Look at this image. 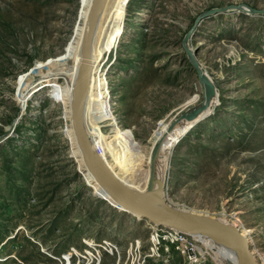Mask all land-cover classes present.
I'll return each instance as SVG.
<instances>
[{"label":"rangeland","instance_id":"rangeland-1","mask_svg":"<svg viewBox=\"0 0 264 264\" xmlns=\"http://www.w3.org/2000/svg\"><path fill=\"white\" fill-rule=\"evenodd\" d=\"M88 2L0 0V264H180L177 252H152L157 226L97 185L76 141L71 88ZM230 5L264 9V0H116L121 29L95 65L86 124L94 115L97 150L140 190L159 122L179 118L195 95L193 107L204 100L185 36L203 13ZM187 47L220 102L172 150L162 192L176 208L250 231L264 264V16L215 13ZM197 239L206 264H224Z\"/></svg>","mask_w":264,"mask_h":264},{"label":"water","instance_id":"water-1","mask_svg":"<svg viewBox=\"0 0 264 264\" xmlns=\"http://www.w3.org/2000/svg\"><path fill=\"white\" fill-rule=\"evenodd\" d=\"M108 0H94L90 9L82 41V63L79 68L77 82L74 87V98L71 103L72 124L75 129L78 146L82 152L85 165L102 189L128 214L138 215L141 220L155 224L157 227L173 228L191 235H200L221 243L231 244L238 253V264H256L250 248V240L240 228L222 222L209 215L191 212L172 206L164 193L155 189L156 162L162 153L165 137L161 139L152 154L151 177L147 191L133 189L116 177L104 160L98 155L84 128V111L91 76L92 39L99 14ZM235 11L251 16H264V9H256L245 5H230L224 8L211 9L198 17L195 26L185 36L183 46L204 91V100L187 112L183 113L170 127L173 132L180 121L193 122L198 116L209 109L208 100L217 94L216 87L203 71L194 53L187 47L196 27L208 16L215 13Z\"/></svg>","mask_w":264,"mask_h":264},{"label":"bare ground","instance_id":"bare-ground-1","mask_svg":"<svg viewBox=\"0 0 264 264\" xmlns=\"http://www.w3.org/2000/svg\"><path fill=\"white\" fill-rule=\"evenodd\" d=\"M93 1L94 0H89V2H88L90 8L92 7ZM115 9H116V0H108L104 10L102 11L101 16L99 14L97 22H96V26H95V30H94V34H93V39H92L91 76H90V82H89V89L91 88V100L92 101H97L96 96H94V94H93V91H94V84L93 83L95 82V79H94L95 76L93 75V73H94L95 65H97L98 63L101 62V59L104 55L103 52L106 49L110 50L112 47L114 48L115 43L113 40L116 37L117 32L120 31V29H121L120 24H121V20H122L123 16L122 17L119 16V17L115 18L114 21L112 20L113 12ZM104 13H105V18L103 20L102 15ZM123 30H124V28H123ZM81 63H82V57H81ZM81 63H80V65H81ZM96 71L101 72V71H103V69L101 70V68L97 67ZM100 76L102 77L100 80L107 79V77H105L104 74H102V73H100ZM77 78H78V74H77ZM77 78H76V82H77ZM74 87L71 88L72 100L74 98ZM89 89H88V92H89ZM97 89H98V87H97ZM87 97H88V95H87ZM94 98H95V100H94ZM72 100H71V103H72ZM198 101H199V96L195 95V96L191 97L182 106V108L185 109V107H189V106H192V108H193V106L195 104H197ZM219 102H220V98H219L218 93L215 96L210 97L208 100V106H211V108L208 111L202 112L198 116V119L200 118L201 115L206 116V115L210 114L213 111V108L216 107L219 104ZM86 104H87V99H86L85 111H84V128L86 130L88 137L90 138V140L93 144V148H94L95 152L98 155H100V157L104 160V162L107 164V166L112 170V172L116 175V177H118V179L120 181H122L127 186H129L133 189H136L138 191H142V192L147 191V190H140L136 186L129 184L128 182L124 181L116 173V171L108 164V162L105 160V157H102V155L99 153L96 146L94 145L93 140H95V138L98 140H101V134H100L99 128L97 127V122H96V118L94 115L91 117L89 116V122L87 121V124H86V116H85ZM172 119H173V117H172ZM177 119L175 121L174 120L172 121L170 119L168 121L159 122V129L156 133V138L154 140L153 151L156 148V146L158 145V143L161 141V139L163 137H165L164 138L165 142H164V145L162 148V153L158 157L157 162H156V174H155V178H154L156 181L155 189L157 192H160V193H163L162 190H163L164 181H166L165 179H166L167 172H168V169L170 166V156H171L172 150L178 145L179 141L186 135V133L190 130V128L193 127V124H196L198 122V120L193 121V122L180 121L178 123V125L176 126V128L173 130V132L168 133L170 127L177 121ZM89 126L91 127V129ZM73 130H74V134L76 137L74 126H73ZM76 141H77V139H76ZM153 151H152V154H153ZM81 154H82V152H81ZM82 157H83V155H82ZM151 160H152V155L150 157V162H149L150 168L152 167ZM89 173L91 174L90 171H89ZM91 176L93 177L92 174H91ZM93 179L96 181L97 185L102 189V187L100 186L98 181L94 177H93ZM151 180H152V177H151V171H150V175L148 178L149 183ZM191 212H193V211H191ZM200 214L208 215V212H204V213H200ZM241 231H243V234L248 239L250 238V231H248L246 229L241 230ZM194 237L197 241H199L197 238H206L207 240H209L214 251L217 253L218 258L222 262H224V264H238V253L231 244L217 242V241H214L210 238L200 236V235H194ZM218 246H219V250H217V248H215Z\"/></svg>","mask_w":264,"mask_h":264},{"label":"built area","instance_id":"built-area-1","mask_svg":"<svg viewBox=\"0 0 264 264\" xmlns=\"http://www.w3.org/2000/svg\"><path fill=\"white\" fill-rule=\"evenodd\" d=\"M154 230L153 248H151L153 253L165 247L167 251H174L180 255V264H206L208 252L194 235L173 228L155 227ZM105 244L109 245L107 242ZM113 249L117 250L114 247ZM113 249L107 251L113 253L111 251Z\"/></svg>","mask_w":264,"mask_h":264}]
</instances>
